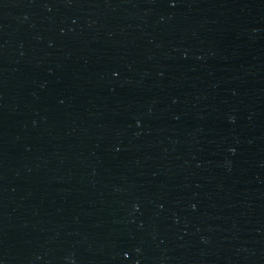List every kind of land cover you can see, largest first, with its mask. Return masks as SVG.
I'll list each match as a JSON object with an SVG mask.
<instances>
[{"label": "water", "instance_id": "95a60500", "mask_svg": "<svg viewBox=\"0 0 264 264\" xmlns=\"http://www.w3.org/2000/svg\"><path fill=\"white\" fill-rule=\"evenodd\" d=\"M0 264H264V0H0Z\"/></svg>", "mask_w": 264, "mask_h": 264}]
</instances>
